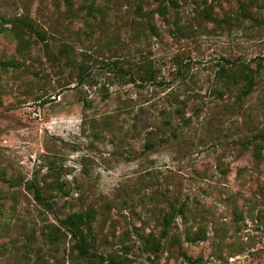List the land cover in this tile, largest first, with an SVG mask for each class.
<instances>
[{"label": "rangeland", "instance_id": "374dc122", "mask_svg": "<svg viewBox=\"0 0 264 264\" xmlns=\"http://www.w3.org/2000/svg\"><path fill=\"white\" fill-rule=\"evenodd\" d=\"M88 1L0 0V264H264V0Z\"/></svg>", "mask_w": 264, "mask_h": 264}, {"label": "trees", "instance_id": "16d2710c", "mask_svg": "<svg viewBox=\"0 0 264 264\" xmlns=\"http://www.w3.org/2000/svg\"><path fill=\"white\" fill-rule=\"evenodd\" d=\"M72 0H65L67 5L71 4ZM94 0H89L87 2V10L89 13H98V6L94 5ZM170 2V7L177 9L179 7V4H177L174 0H168ZM211 2H218L219 0H210ZM243 11H246L244 6L241 7ZM157 14L159 13L161 16H164L167 14L168 9L165 8V6H159L155 10ZM203 17L208 20L210 24H213L214 26H220L221 24H227L228 22L224 19L217 18L214 15V11L211 7V5L206 6L202 10ZM249 17H252L251 14H248ZM21 23L29 30H31L39 39L42 38V33L32 29V24L29 22L21 21ZM246 67V66H245ZM247 68V67H246ZM240 69L238 71H233L231 69H227L223 66L220 67L219 72L222 78L227 79V81H230L233 79L234 82H237L239 80L244 81V88L242 90V95L248 94L252 87L254 86V76L257 73L256 71H252L249 68L246 69ZM264 139V136H263ZM264 150V145L262 144H256L254 148V157L259 158L260 152ZM30 189H32L33 193V200H35L39 205L51 210L52 209V203L50 199H52V196H45L42 192V188L37 184H31ZM90 220L91 217L87 214H71L68 215L64 220L60 221V225L65 229L66 233L70 236L71 241H75L73 243V247L75 250L78 251V255L81 257H86L88 254V251L90 248L94 247V242L92 240H88V238L91 236L90 232Z\"/></svg>", "mask_w": 264, "mask_h": 264}]
</instances>
